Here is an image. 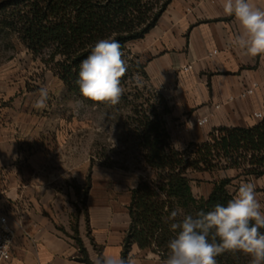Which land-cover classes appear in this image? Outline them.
Instances as JSON below:
<instances>
[{
    "label": "crops",
    "instance_id": "1",
    "mask_svg": "<svg viewBox=\"0 0 264 264\" xmlns=\"http://www.w3.org/2000/svg\"><path fill=\"white\" fill-rule=\"evenodd\" d=\"M222 3L170 0L157 25L130 45L168 108L165 127L172 144H179L181 150L207 141L221 127L254 126L259 122L254 113L264 112V57L250 58L232 44L242 29L224 14ZM253 3L264 6V0ZM22 48L29 61L39 62ZM214 50L217 53L210 55ZM187 66L191 69L184 71ZM41 70L49 99L45 109L37 110L33 105L39 89H28L22 73L14 74L6 65L0 68V200L14 233L11 259L3 264H86L80 261L77 239L91 261L97 256H122L130 223V190L137 184L125 189L123 203L91 202L86 219L78 198L88 188L94 158L90 154L93 122L87 110H77L61 80L45 66ZM254 83L259 84L254 94L241 99ZM52 84L56 87H49ZM204 117L209 122L197 126L196 119ZM229 171L231 193L240 182H250L264 204V176ZM213 187L211 179L193 185V193L208 198ZM130 254L136 264H163L137 245Z\"/></svg>",
    "mask_w": 264,
    "mask_h": 264
},
{
    "label": "trees",
    "instance_id": "2",
    "mask_svg": "<svg viewBox=\"0 0 264 264\" xmlns=\"http://www.w3.org/2000/svg\"><path fill=\"white\" fill-rule=\"evenodd\" d=\"M170 0H0V36L15 37L39 58L67 91L92 105L99 103L81 96L76 84L81 61L102 38L121 44L127 72L122 87L137 76L148 81L145 64L132 53L130 45L146 37L157 25ZM8 45L13 46L9 41ZM162 111L140 121V145L144 161L155 172L151 180L141 179L130 190L129 227L123 241L122 257L130 255L133 245L149 250L161 260L167 256L171 211L181 215L210 210L224 204L233 193L229 177H213L208 198L196 197L193 183H202L195 174L237 170L239 176H264V119L251 127H221L202 143H191L178 150L172 144L163 120L168 108L159 96ZM91 177H88V188ZM87 188V189H88ZM88 190L85 192L87 193ZM86 197V195H85ZM85 204V200H83ZM179 219V217H178ZM264 231V229H262ZM80 261L92 264L82 241ZM217 264H250V257L225 251Z\"/></svg>",
    "mask_w": 264,
    "mask_h": 264
},
{
    "label": "clouds",
    "instance_id": "3",
    "mask_svg": "<svg viewBox=\"0 0 264 264\" xmlns=\"http://www.w3.org/2000/svg\"><path fill=\"white\" fill-rule=\"evenodd\" d=\"M222 8L242 29L232 44L250 58L264 57V6L253 0H223ZM126 72L121 44L102 38L81 61L76 84L85 99L116 105L124 92L121 81ZM48 99V88H40L34 108L45 109ZM168 219L174 235L167 242L163 264H217L216 258L225 251L243 253L250 257V264H264V204L257 200L253 183L240 182L226 203H216L210 210H200L195 216L173 210ZM92 264L136 261L131 254L127 258L104 255Z\"/></svg>",
    "mask_w": 264,
    "mask_h": 264
},
{
    "label": "rangeland",
    "instance_id": "4",
    "mask_svg": "<svg viewBox=\"0 0 264 264\" xmlns=\"http://www.w3.org/2000/svg\"><path fill=\"white\" fill-rule=\"evenodd\" d=\"M9 41L13 46L8 45ZM24 51L15 37L7 41L1 35L0 68L6 65L10 72L22 73L25 75L28 89H32L31 87L40 89L44 85L45 78V71L41 68L43 69L45 65L39 58V62L29 61ZM37 64H40L41 68L37 67ZM133 80L123 87L124 92L116 105L108 103L92 105L74 95L71 96L77 110L79 111L80 108L87 110L88 118L93 122L90 129V142L94 140L93 147L90 145V154L94 156L90 161L89 169L91 185L87 193L85 189L78 198L86 219L91 202L115 199L123 203L126 188L137 184L141 179L151 180L155 176V172L144 161L145 153L140 145V134H142L140 121L146 116L160 113L162 104L159 95L148 81L138 76ZM49 87L54 88L56 85L52 84ZM228 173L230 171L215 172L213 175L198 173L195 176L206 183L213 177H228ZM193 185L195 186L196 183L194 182ZM82 200H85V204Z\"/></svg>",
    "mask_w": 264,
    "mask_h": 264
},
{
    "label": "built area",
    "instance_id": "5",
    "mask_svg": "<svg viewBox=\"0 0 264 264\" xmlns=\"http://www.w3.org/2000/svg\"><path fill=\"white\" fill-rule=\"evenodd\" d=\"M217 51L214 50L210 55L216 54ZM191 69V66H187L184 68V71H189ZM259 87L258 83L252 84L251 87L247 88L242 94L240 95L241 99H245L249 96H252L255 92V90ZM216 108H219V106H216ZM254 118L258 121H261L264 119V112H255ZM196 125L203 127L209 122L208 117L204 118H198L196 119ZM184 131H189V128L184 129ZM9 212L6 208H4L1 204L0 200V264H3L11 259V247L12 242L14 238V233L10 229L9 226Z\"/></svg>",
    "mask_w": 264,
    "mask_h": 264
}]
</instances>
